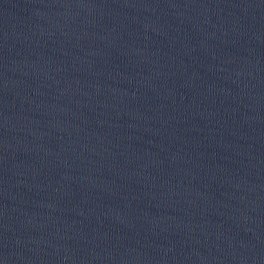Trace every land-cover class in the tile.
I'll use <instances>...</instances> for the list:
<instances>
[{
  "label": "water",
  "instance_id": "95a60500",
  "mask_svg": "<svg viewBox=\"0 0 264 264\" xmlns=\"http://www.w3.org/2000/svg\"><path fill=\"white\" fill-rule=\"evenodd\" d=\"M0 264H264V190L139 146L0 70Z\"/></svg>",
  "mask_w": 264,
  "mask_h": 264
}]
</instances>
